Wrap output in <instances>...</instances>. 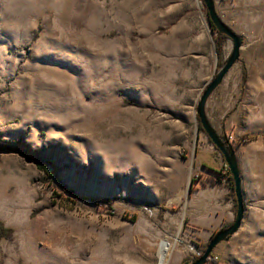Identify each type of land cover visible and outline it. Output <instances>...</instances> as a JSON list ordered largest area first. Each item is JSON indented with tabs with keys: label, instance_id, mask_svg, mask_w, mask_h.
<instances>
[{
	"label": "rangeland",
	"instance_id": "rangeland-1",
	"mask_svg": "<svg viewBox=\"0 0 264 264\" xmlns=\"http://www.w3.org/2000/svg\"><path fill=\"white\" fill-rule=\"evenodd\" d=\"M214 2L247 215L205 264H264V0ZM214 38L201 0H0V264H158V235L191 264L231 224Z\"/></svg>",
	"mask_w": 264,
	"mask_h": 264
},
{
	"label": "water",
	"instance_id": "water-1",
	"mask_svg": "<svg viewBox=\"0 0 264 264\" xmlns=\"http://www.w3.org/2000/svg\"><path fill=\"white\" fill-rule=\"evenodd\" d=\"M206 8L208 22L210 26H213L215 30L227 37L232 42L231 52L228 58L224 61L221 67L215 72L211 81L207 83L205 90L199 98L196 107V116L199 122L201 130L206 134L214 148L217 149L222 156L233 183V191L235 196V215L233 221L226 228L218 230L212 238L209 240L205 249L198 258L191 264H205L207 259L211 256L213 250L221 244L226 242L231 236H233L241 227L245 217L246 207L244 205V198L242 194L241 177L238 168V161L234 152V149L230 144L222 141L217 131L212 127L205 112V105L207 99L212 92L221 84L226 74L240 59V50L242 47V37L234 32L229 26H227L219 17L214 0H201ZM191 182L188 183L187 194L190 192Z\"/></svg>",
	"mask_w": 264,
	"mask_h": 264
},
{
	"label": "bare ground",
	"instance_id": "bare-ground-1",
	"mask_svg": "<svg viewBox=\"0 0 264 264\" xmlns=\"http://www.w3.org/2000/svg\"><path fill=\"white\" fill-rule=\"evenodd\" d=\"M155 250L158 252V264H169L173 256L172 264H176V255L181 254L182 250L179 248L175 240L169 241L160 238L159 235L155 238Z\"/></svg>",
	"mask_w": 264,
	"mask_h": 264
},
{
	"label": "trees",
	"instance_id": "trees-1",
	"mask_svg": "<svg viewBox=\"0 0 264 264\" xmlns=\"http://www.w3.org/2000/svg\"><path fill=\"white\" fill-rule=\"evenodd\" d=\"M212 30H213V33L215 34V38H214V41H215V43H216V51L218 52V53H220V50H221V45H222V42L225 40V39H227V37H225L224 35H222V34H219L216 30H215V28L212 26ZM227 169V174L229 175V179H230V185H231V190H232V194H233V184H232V180H231V176H230V173H229V171H228V168H226ZM192 190V185H191V187H190V191ZM7 232H10V231H7ZM198 258V257H197ZM197 258H195L194 260H193V262L197 259Z\"/></svg>",
	"mask_w": 264,
	"mask_h": 264
},
{
	"label": "crops",
	"instance_id": "crops-1",
	"mask_svg": "<svg viewBox=\"0 0 264 264\" xmlns=\"http://www.w3.org/2000/svg\"><path fill=\"white\" fill-rule=\"evenodd\" d=\"M238 161V160H237ZM238 168H239V166H238ZM239 172H240V169H239ZM240 177H241V186H242V194H243V198H244V201H245V191H244V188H243V178H242V175H241V173H240ZM213 199L214 200H216L217 199V195H214V197H213ZM202 206H204L202 203H200ZM200 204H199V206H200ZM245 205V204H244ZM246 207V206H245ZM203 209V208H202ZM245 215H247V213H245Z\"/></svg>",
	"mask_w": 264,
	"mask_h": 264
},
{
	"label": "flooded vegetation",
	"instance_id": "flooded-vegetation-1",
	"mask_svg": "<svg viewBox=\"0 0 264 264\" xmlns=\"http://www.w3.org/2000/svg\"><path fill=\"white\" fill-rule=\"evenodd\" d=\"M230 180V179H229ZM233 184V183H232Z\"/></svg>",
	"mask_w": 264,
	"mask_h": 264
}]
</instances>
